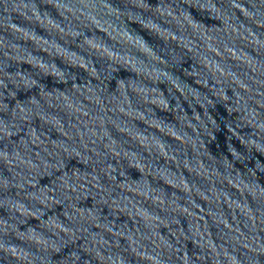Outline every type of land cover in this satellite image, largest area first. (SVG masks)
Instances as JSON below:
<instances>
[{"label": "water", "instance_id": "obj_1", "mask_svg": "<svg viewBox=\"0 0 264 264\" xmlns=\"http://www.w3.org/2000/svg\"><path fill=\"white\" fill-rule=\"evenodd\" d=\"M0 264H264V0H0Z\"/></svg>", "mask_w": 264, "mask_h": 264}]
</instances>
